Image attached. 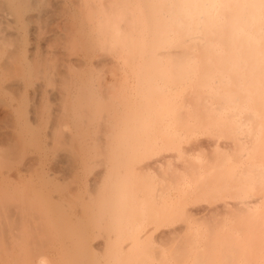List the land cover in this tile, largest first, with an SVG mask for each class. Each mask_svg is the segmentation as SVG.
<instances>
[{"label":"rangeland","instance_id":"rangeland-1","mask_svg":"<svg viewBox=\"0 0 264 264\" xmlns=\"http://www.w3.org/2000/svg\"><path fill=\"white\" fill-rule=\"evenodd\" d=\"M21 1L24 7L0 1V264L44 256L65 264L83 250L93 264H113L115 253L130 262L123 264H139L130 260L143 249L160 261L153 264H232L251 255L263 203H231L264 195V181L254 177L264 162L260 138L243 143L247 124L236 134L244 144L237 151L200 145L201 129L178 136L165 112L150 110L148 100L158 96L152 86H118L109 65L94 71L76 62L71 0Z\"/></svg>","mask_w":264,"mask_h":264},{"label":"bare ground","instance_id":"bare-ground-1","mask_svg":"<svg viewBox=\"0 0 264 264\" xmlns=\"http://www.w3.org/2000/svg\"><path fill=\"white\" fill-rule=\"evenodd\" d=\"M0 1L2 2V0ZM4 1L6 2V0ZM71 1L75 6V11L71 13L73 17L69 21L70 28L68 29H70L72 40L70 46L75 45L76 47H72H78L81 52V57L76 56V62L81 60L94 71L95 69L101 70L105 65H109V68L115 71L112 76H114L113 80L118 86L123 82H132L137 86L155 87V90L151 87L153 92L151 93L156 95L154 93L156 92L158 96L156 95L157 99L148 100V102H152L150 104L152 109L150 110L157 113L165 112L167 122L174 124L173 127L179 132L178 136L181 133L190 136L197 131L200 132L199 129H201L202 134H206L205 140L201 142L206 143V145L199 143L200 145L206 146V148L207 146L217 147L219 145L236 151L239 150L238 146L244 144L257 145L258 143L254 141L258 140L259 137L258 142L261 140L260 147L263 146L260 152L263 151L264 153V144H262L264 143V131H262L264 125V0ZM7 2L12 5L21 4L20 6H22L23 4L22 1L17 3V0H7ZM54 2L58 4L62 0ZM26 3L25 6L27 7L31 2ZM22 7L15 8L14 12L17 15H22L24 12ZM64 23L66 24V22ZM79 63L81 64V62ZM125 71L126 73H124ZM129 72L131 75L128 77ZM94 76L93 79L99 82V74L96 73ZM148 91L150 93V90ZM160 94L163 96H159ZM139 110L141 111L140 108ZM218 120L220 121L217 122ZM233 123L238 125H232L235 127L234 131L231 130V127L229 131L224 130V127L227 126L228 128ZM241 124H247L246 130L249 133L243 137V139L246 138L243 141L244 144L240 142L236 135L238 129L242 128ZM218 125L219 129L221 126V129L215 131ZM252 127H254V131L251 129ZM220 132H224L225 135L222 134L227 139L223 145L221 142L218 144L219 136H216L220 135ZM226 132L230 133L226 134ZM178 136H175L176 139L175 137L172 139L177 142ZM171 140H169V143ZM171 142L174 143V140ZM171 154L172 152L169 153V155ZM262 165L261 167L258 165L259 168L256 170L255 175L258 172L257 175L260 174L261 176L258 180L262 179L264 181V165ZM251 175L252 178L254 174ZM257 175L254 177L256 178ZM244 196L248 197L250 195L240 196L239 200L231 204L236 208L245 206L251 209L254 208L252 205L255 202H262L261 207L263 210H261L263 214L261 215L263 217L259 216L260 221H262V227L260 226L262 229L259 235L261 233L262 235L259 236V240L256 238L254 246V243H252L254 240L248 244L252 246L250 250L252 248L256 249L248 251L251 252V255L248 254L249 258L248 255L242 253L243 260L234 259V257L231 262L232 264H264V195H260L257 200ZM206 207H204L205 211L209 213L212 206L211 209L208 206ZM204 208L201 207L202 210ZM251 212H254V210ZM258 212L254 213L259 215L261 211ZM255 214L251 215L250 218H253ZM249 224H252L250 219ZM248 226L250 230L247 232L246 227L245 229L246 233L252 232L249 237L247 234L248 242H250L252 240L250 237L254 232L253 228L250 227L252 225ZM237 228L236 230L239 231ZM140 236L139 234L138 239ZM74 247L76 246L74 245ZM0 248L2 247L0 246ZM86 251H74L72 256L77 255L78 258L73 257V259L67 260V257L63 262L65 264H88L92 259L88 257L90 253L88 252V255ZM142 251L140 250L141 253L139 252V254L136 251L137 254L135 255L133 253L132 256L137 255L136 258L139 257L138 259L130 260L133 258L128 257L129 260L132 262L138 261L139 264H153L152 262L155 259L149 257L150 253ZM81 254L83 257L79 258ZM115 255L118 254L115 253ZM140 255L142 256L140 257ZM110 256L112 257V254ZM116 256L117 260L114 258L113 264L130 263L122 259L121 256L120 259L118 258L119 255ZM151 256H154L153 252ZM162 256L164 258L165 254L163 253ZM245 257L247 260H244ZM179 258L181 257L179 256ZM210 259L212 260V258ZM96 261L98 264L100 263L98 260H94V264H96ZM205 261L207 262V260ZM181 262H178V264ZM195 262L198 261H194V264H196ZM57 263L46 260L44 256L41 259L39 258L36 264ZM90 263L92 262L90 261Z\"/></svg>","mask_w":264,"mask_h":264}]
</instances>
